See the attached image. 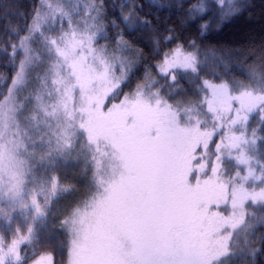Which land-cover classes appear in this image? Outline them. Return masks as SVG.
Masks as SVG:
<instances>
[{
    "label": "snow or ice",
    "instance_id": "obj_1",
    "mask_svg": "<svg viewBox=\"0 0 264 264\" xmlns=\"http://www.w3.org/2000/svg\"><path fill=\"white\" fill-rule=\"evenodd\" d=\"M149 7L184 18L161 27L136 0H34L5 26L0 264H255L264 250L249 120L264 121V56L238 79L229 50L184 36L242 5Z\"/></svg>",
    "mask_w": 264,
    "mask_h": 264
},
{
    "label": "trees",
    "instance_id": "obj_2",
    "mask_svg": "<svg viewBox=\"0 0 264 264\" xmlns=\"http://www.w3.org/2000/svg\"><path fill=\"white\" fill-rule=\"evenodd\" d=\"M115 2L119 3L120 0H115ZM136 2L144 4L141 16L148 12L158 15L161 27L165 25L178 27L179 21L184 18L179 7L164 8L157 12L155 7H149L150 0H136ZM195 2L196 0H187V3L184 0H158L160 4L179 5L183 3L185 9ZM238 2L242 5L240 12L223 22L213 19L210 26L201 35L199 26L209 20V16L206 15L203 20L197 21L195 25L185 28L184 36L187 39L200 37L197 42L202 47L229 50L232 56L231 74L238 79H243L242 70L252 66L259 61L261 56H264V0H238ZM107 3L111 7L113 0H107ZM33 4L34 0H0V47H4V41L8 39L5 26L22 25L23 17L21 13L30 12ZM167 17H171V19L166 20ZM5 59L7 57L0 53V73L6 74L9 68L4 64ZM201 75L212 79L211 75H206V73H201ZM185 87H189V85L185 84ZM249 120L252 127H256L257 123L260 125L257 128L259 138L256 142L255 153L258 157L264 158V121H259L255 113L249 115ZM224 160L229 168L234 170L235 162L229 158H224ZM253 210L257 214L260 212L258 206H254ZM257 231H264V226L257 225ZM257 247L260 246L257 245ZM233 259L239 260V257ZM249 261L251 262V258H249ZM255 264H264V250L257 252Z\"/></svg>",
    "mask_w": 264,
    "mask_h": 264
},
{
    "label": "rangeland",
    "instance_id": "obj_3",
    "mask_svg": "<svg viewBox=\"0 0 264 264\" xmlns=\"http://www.w3.org/2000/svg\"><path fill=\"white\" fill-rule=\"evenodd\" d=\"M100 43H104V41H103V40H101V41H100ZM249 115H250V114H249ZM255 152H256V151H255ZM255 154H256V153H255ZM256 155H257V154H256ZM257 156H258V155H257ZM225 158H228V157H225Z\"/></svg>",
    "mask_w": 264,
    "mask_h": 264
}]
</instances>
